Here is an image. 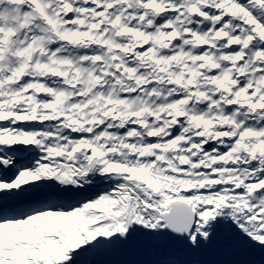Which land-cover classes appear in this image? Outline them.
<instances>
[{"label":"snow or ice","instance_id":"1","mask_svg":"<svg viewBox=\"0 0 264 264\" xmlns=\"http://www.w3.org/2000/svg\"><path fill=\"white\" fill-rule=\"evenodd\" d=\"M0 264H264V0H0Z\"/></svg>","mask_w":264,"mask_h":264}]
</instances>
